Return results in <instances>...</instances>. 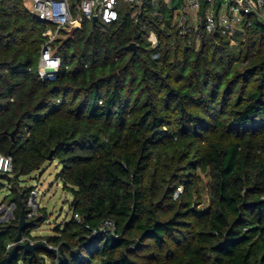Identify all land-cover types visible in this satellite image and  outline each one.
I'll use <instances>...</instances> for the list:
<instances>
[{
    "label": "trees",
    "instance_id": "obj_1",
    "mask_svg": "<svg viewBox=\"0 0 264 264\" xmlns=\"http://www.w3.org/2000/svg\"><path fill=\"white\" fill-rule=\"evenodd\" d=\"M26 4L0 0V154L13 159L15 205L0 261L34 190L20 178L57 161L81 220L33 237L41 208L22 237L62 251V264H264V22L248 16L233 37L182 33L175 3L147 0L137 16L121 4L116 23L85 22L58 41V76L43 82L49 27ZM104 221L115 233L93 235ZM10 264L58 257L20 250Z\"/></svg>",
    "mask_w": 264,
    "mask_h": 264
},
{
    "label": "built area",
    "instance_id": "obj_2",
    "mask_svg": "<svg viewBox=\"0 0 264 264\" xmlns=\"http://www.w3.org/2000/svg\"><path fill=\"white\" fill-rule=\"evenodd\" d=\"M147 0H27V9L49 28L44 33L45 42L42 46L38 75L41 81H54L61 67V59L57 54L58 41L69 39L73 32L80 29L85 22H94V19L105 25H112L119 20V8L125 4L134 10V15H141ZM157 5L160 0H151ZM173 21L182 33L194 29L197 33L201 27L207 34H222L235 36L243 32V23L246 17L254 16L258 21L264 22V0H222L218 8L214 0H208V7L204 14L203 0H171ZM137 19V18H136ZM138 20V19H137ZM194 22V23H193ZM192 24H194L192 26ZM196 24V25H195ZM152 48L158 47V38L153 33L149 37ZM154 58H158L155 55ZM0 172L6 175L13 173V159L11 156L0 154ZM180 188L175 194V199L182 194ZM27 221H32L40 215L39 193L37 189L31 192L27 203ZM15 205L13 204V209ZM73 218L80 221L78 214ZM88 228V227H87ZM110 232L115 233V225L111 221H104L100 226L92 230L93 235H102ZM31 241L23 238V242ZM35 243L34 241H31ZM45 243V242H44ZM14 245V244H13ZM9 245L8 249H12Z\"/></svg>",
    "mask_w": 264,
    "mask_h": 264
},
{
    "label": "rangeland",
    "instance_id": "obj_3",
    "mask_svg": "<svg viewBox=\"0 0 264 264\" xmlns=\"http://www.w3.org/2000/svg\"><path fill=\"white\" fill-rule=\"evenodd\" d=\"M163 2L170 8L172 7L171 0H163ZM26 5L29 7V3ZM63 41L64 39L61 40V42ZM60 170L61 165L59 162L48 161L40 170L33 172L29 176H23L19 180V186L37 189L40 207L46 210L48 216L42 227L33 231V237L54 236L57 227L63 228L73 218V210L71 208L72 195L63 190L62 182L57 179ZM6 176L14 179L12 175L0 172V224H5L14 218L15 208L13 209V204L7 200L13 183L11 181L14 180L10 181ZM203 181V207H207L209 204V192L206 187L205 177H203ZM48 263H50L49 260Z\"/></svg>",
    "mask_w": 264,
    "mask_h": 264
},
{
    "label": "water",
    "instance_id": "obj_4",
    "mask_svg": "<svg viewBox=\"0 0 264 264\" xmlns=\"http://www.w3.org/2000/svg\"><path fill=\"white\" fill-rule=\"evenodd\" d=\"M93 23L96 24L97 19H94ZM130 47H131V49L135 50L134 44H132ZM112 78H115L117 80L118 75L117 74H110V75H107L105 77H102L100 80L101 81H109ZM16 132H17V129L14 130L10 134L12 139H14ZM31 224H32L31 221H27L26 216L24 214V209H23L21 212L20 223L17 226L18 234L16 236L13 248L10 250V252L8 253L6 258H4L0 261V264H10L12 262L14 256L16 255V253L20 250L25 251V253H27V254H34L35 251H37L39 249H43V250L47 251L48 253H52V254L56 255L58 257V264L64 263L66 261V256L63 254L62 251H61V254L58 255V253H57L58 251L56 248L50 247L44 242H35V243H32L31 241H28L25 243L23 242L22 236H23L24 232L28 229V227L31 226Z\"/></svg>",
    "mask_w": 264,
    "mask_h": 264
},
{
    "label": "crops",
    "instance_id": "obj_5",
    "mask_svg": "<svg viewBox=\"0 0 264 264\" xmlns=\"http://www.w3.org/2000/svg\"><path fill=\"white\" fill-rule=\"evenodd\" d=\"M171 3H172V1H171Z\"/></svg>",
    "mask_w": 264,
    "mask_h": 264
}]
</instances>
